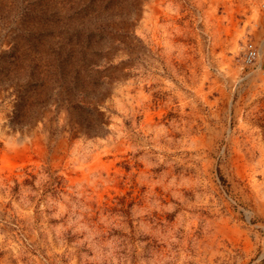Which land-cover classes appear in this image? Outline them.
Returning a JSON list of instances; mask_svg holds the SVG:
<instances>
[{
    "label": "rangeland",
    "instance_id": "rangeland-1",
    "mask_svg": "<svg viewBox=\"0 0 264 264\" xmlns=\"http://www.w3.org/2000/svg\"><path fill=\"white\" fill-rule=\"evenodd\" d=\"M0 264H264V0H0Z\"/></svg>",
    "mask_w": 264,
    "mask_h": 264
},
{
    "label": "built area",
    "instance_id": "built-area-1",
    "mask_svg": "<svg viewBox=\"0 0 264 264\" xmlns=\"http://www.w3.org/2000/svg\"><path fill=\"white\" fill-rule=\"evenodd\" d=\"M258 59V50L254 44L250 43L246 46L245 61L247 64H253Z\"/></svg>",
    "mask_w": 264,
    "mask_h": 264
},
{
    "label": "bare ground",
    "instance_id": "bare-ground-1",
    "mask_svg": "<svg viewBox=\"0 0 264 264\" xmlns=\"http://www.w3.org/2000/svg\"><path fill=\"white\" fill-rule=\"evenodd\" d=\"M38 148H39L41 151H43L42 146H39ZM39 149H38V150H39ZM39 155H40V154H39ZM237 163H238V162H237Z\"/></svg>",
    "mask_w": 264,
    "mask_h": 264
}]
</instances>
